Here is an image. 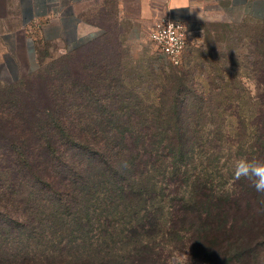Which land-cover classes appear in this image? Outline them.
I'll return each mask as SVG.
<instances>
[{"label": "trees", "instance_id": "1", "mask_svg": "<svg viewBox=\"0 0 264 264\" xmlns=\"http://www.w3.org/2000/svg\"><path fill=\"white\" fill-rule=\"evenodd\" d=\"M251 46L259 94L247 113L184 75L142 112L105 65L45 71L24 100L14 92L26 78L4 84L0 264H168L180 251L197 264H264V193L234 179L239 159L264 163V35ZM235 103L234 114L206 111Z\"/></svg>", "mask_w": 264, "mask_h": 264}, {"label": "rangeland", "instance_id": "2", "mask_svg": "<svg viewBox=\"0 0 264 264\" xmlns=\"http://www.w3.org/2000/svg\"><path fill=\"white\" fill-rule=\"evenodd\" d=\"M200 30L186 47L180 66L167 62L148 35H136L126 27L65 53L55 51L49 44L41 46L40 68L26 77L22 88L14 95L20 100L36 97L43 79L39 74H46L45 71L54 72L58 78L62 73L73 75L85 68L105 65L109 67L112 79L121 83L134 99L142 101L139 109L142 112H154L165 84L175 79L174 76L183 75L198 95L216 102L239 99L243 104L240 111L250 112L252 109L245 106L246 102L259 94L250 70L251 44L264 35V22L209 21ZM0 91L10 93L5 85H0ZM119 92L125 94L122 90ZM190 92L188 88L187 95ZM238 110L236 103L206 109L220 115L234 114ZM258 260L263 264L259 256ZM258 260L256 258L252 264H257ZM168 264H197V261L180 251L170 255Z\"/></svg>", "mask_w": 264, "mask_h": 264}, {"label": "crops", "instance_id": "3", "mask_svg": "<svg viewBox=\"0 0 264 264\" xmlns=\"http://www.w3.org/2000/svg\"><path fill=\"white\" fill-rule=\"evenodd\" d=\"M164 16L195 38L209 21L264 22V0H0V85L36 73L41 46L65 53L125 27L149 36Z\"/></svg>", "mask_w": 264, "mask_h": 264}, {"label": "built area", "instance_id": "4", "mask_svg": "<svg viewBox=\"0 0 264 264\" xmlns=\"http://www.w3.org/2000/svg\"><path fill=\"white\" fill-rule=\"evenodd\" d=\"M149 40L158 48L160 55L170 64L180 66L186 47L194 37L181 22L169 16L161 17L149 33Z\"/></svg>", "mask_w": 264, "mask_h": 264}, {"label": "clouds", "instance_id": "5", "mask_svg": "<svg viewBox=\"0 0 264 264\" xmlns=\"http://www.w3.org/2000/svg\"><path fill=\"white\" fill-rule=\"evenodd\" d=\"M173 4L179 7V0H173ZM247 178L257 192L264 193V163L251 161L246 158L239 159L234 168V179Z\"/></svg>", "mask_w": 264, "mask_h": 264}]
</instances>
